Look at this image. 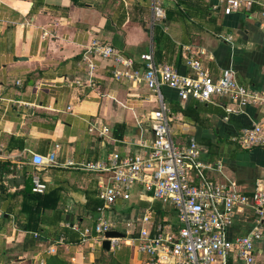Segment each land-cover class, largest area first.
Masks as SVG:
<instances>
[{
  "label": "crops",
  "instance_id": "obj_1",
  "mask_svg": "<svg viewBox=\"0 0 264 264\" xmlns=\"http://www.w3.org/2000/svg\"><path fill=\"white\" fill-rule=\"evenodd\" d=\"M253 1L249 11L224 15L220 9H211L215 0H205L211 12L202 17L204 5L199 0H163L166 20L158 25L174 47L169 52L162 49L166 56L161 63L171 57L172 62L166 64L185 73L183 51H193L211 75L231 69L239 83L264 90V26L260 16L264 0ZM150 18L146 0H0V264H45L46 257L56 253L69 264H95L99 250L118 255L124 252L128 264H144V258L129 246L104 251L55 237L63 228L79 233L73 227L93 225L96 210H92V199L101 205L96 179L61 166L35 167L31 158L53 152L61 164L102 159L112 151L121 155L137 152L135 144L150 136L147 118L155 107L150 92L141 84L113 80L110 63L101 60L94 85L88 86L78 60L83 48L98 39L139 64V54L151 42ZM226 36L231 41H226ZM153 47L155 54L154 42ZM178 52L181 64L176 67L173 60ZM77 80L81 85L75 83ZM161 92L167 107L198 103L182 105L175 91L165 86ZM226 103L225 99L200 103L206 111L202 115L211 125L208 129L190 124L181 115L174 116L173 136L175 140L193 137L201 146L202 140H208L211 150L203 144L204 157L221 158L223 174L251 194L257 188L264 189V146L244 150L232 139L240 127L264 120V106H249L244 114L224 120L221 107ZM115 124L124 125L121 139L112 135ZM89 125L107 127L108 132L100 137L88 132ZM217 139L221 141L216 143ZM34 179L44 185L43 192L33 191ZM52 192L57 193L56 210L28 214L26 208L35 204L38 194ZM113 211L114 206L108 215ZM123 217L122 223H129V216ZM38 218L39 231H34L31 227ZM122 223L116 229L122 228ZM250 227V221L236 215L227 236L245 234ZM50 246L55 252L46 253ZM228 264L242 263L229 260ZM256 264H264L262 243L257 244Z\"/></svg>",
  "mask_w": 264,
  "mask_h": 264
},
{
  "label": "built area",
  "instance_id": "obj_2",
  "mask_svg": "<svg viewBox=\"0 0 264 264\" xmlns=\"http://www.w3.org/2000/svg\"><path fill=\"white\" fill-rule=\"evenodd\" d=\"M146 1L151 8V42L149 48L139 54V64L122 50L98 39L83 48L78 64L85 69L88 86L94 85L99 60L110 63L113 80L143 85L155 104L147 118L150 136L135 144L137 152L132 155L112 151L102 159L66 160L59 164L55 153L51 152L46 156L32 155L31 163L35 167L75 169L95 177L96 195L101 205L96 209L93 225L82 229L73 227L80 234V243H86L90 249L100 248L102 241L108 240L111 251L122 245L129 246L144 258V264H228L229 260L256 264L257 244H264V189L244 193L234 180L223 174L221 158H205V150L193 137L175 140L170 110L163 100L161 87L175 91L182 105L190 101L208 104L215 99L227 100L221 107L224 120L231 115L244 114L249 106L263 107L264 90L239 83L231 69L222 70L218 76L211 75L200 55L187 48L182 54L185 73L157 62L153 28L165 20V10L163 0ZM254 3L253 0H215L211 9L215 12L220 9L228 15L249 11ZM260 14L264 26V11ZM224 39L231 41L229 36ZM75 83L81 85L79 80ZM88 132L102 137L108 129L89 125ZM232 140L244 150L263 147L264 120L242 128ZM43 190L44 185L34 179L33 191L41 193ZM129 201L143 209L136 218V229H116L118 224L108 217V212L117 203ZM154 203L159 204L165 214L159 215ZM236 215L250 221L251 227L245 234L229 238L227 231ZM111 230L120 231L124 237L106 238L104 234ZM53 252L52 246L46 250V253Z\"/></svg>",
  "mask_w": 264,
  "mask_h": 264
},
{
  "label": "trees",
  "instance_id": "obj_3",
  "mask_svg": "<svg viewBox=\"0 0 264 264\" xmlns=\"http://www.w3.org/2000/svg\"><path fill=\"white\" fill-rule=\"evenodd\" d=\"M203 3L204 8H202L200 15L202 17H205V15H209V13L211 12L209 6L206 7V2L205 0H199ZM167 17V15H166ZM169 17V16H168ZM166 20V19H165ZM153 42H154V46H155V59L157 62H163L164 58H165V54L162 53V49H164V51L169 52L171 49L173 50L174 45L171 43L170 39L165 35V33L162 32V30L160 29L159 25H155V27L153 28ZM164 43H167L168 46L162 45ZM172 59L171 57L167 59L166 63H171ZM173 64L176 67H179L181 64V57H180V52L177 53V55L175 56L174 60H173ZM170 110V124L172 125V123L174 122V116L177 115H181L183 117L184 120H186L187 122H189L190 124L194 125V126H198L202 129H208L211 127L209 120L207 118L203 117V113H205V109H204V104H200V103H188L187 105H185L184 107H181V105H179L178 103H174L169 107ZM224 114V111H223ZM224 117V115H223ZM235 117L234 115L229 116L228 120H231V118ZM250 125H247L245 127H248ZM245 127H240V130L242 128ZM116 131H120V133L117 135ZM124 125L123 124H115L112 128V135L116 136L117 139H121L123 134H124ZM221 141V139H217L215 142L219 143ZM202 144L207 145L208 147V143H210L208 140H202L201 141ZM235 143V142H234ZM236 144V143H235ZM211 147V144L209 145L208 148ZM239 147V146H238ZM211 150V148H210ZM209 150V151H210ZM241 150V149H240ZM211 153V152H209ZM213 155V154H210ZM217 155L211 156V158L216 157ZM218 157V156H217ZM57 197V193L56 192H52V193H48L45 194L43 193L42 195H37V199L34 205H30L28 206L27 212L29 215L31 216H37L40 215L42 211L44 210H56V205L58 203V199ZM97 199V198H96ZM93 202V206H92V210L95 212V210L97 209V207L99 206V201L92 199ZM154 207L157 211V213L159 215L165 214V212H163L159 206V204L154 203ZM41 221V218H38L35 222V226L31 227V229H33L34 231H39L37 225L38 222ZM58 236H62L64 238L65 243H79L80 242V234L71 230L70 228H63L60 231L57 232V234L55 235V237ZM45 264H69L66 263L62 257V255L60 253H56L53 256H49L46 257V259L44 260ZM112 263L115 264V261H113ZM95 264H101L100 261L98 260V262H96ZM120 264V263H117Z\"/></svg>",
  "mask_w": 264,
  "mask_h": 264
},
{
  "label": "rangeland",
  "instance_id": "obj_4",
  "mask_svg": "<svg viewBox=\"0 0 264 264\" xmlns=\"http://www.w3.org/2000/svg\"><path fill=\"white\" fill-rule=\"evenodd\" d=\"M202 146H204L202 144ZM112 210V209H111ZM127 211V213H121V211ZM143 213V209H141L140 206L136 207V204H134L133 201H129V202H122L119 203L118 205L114 206V211L111 215H108V217L112 220L115 221L119 226L120 223H122V220L124 219V215L129 216L126 217L127 221L129 222L128 224H130L128 227L125 226L124 223L123 226L121 225L122 228H127L129 229V231H135L136 229V219L138 216H140ZM98 260L100 261L101 264H114L112 263L113 261H115V264L120 263V264H128L127 261V253L122 252L120 255L117 254V252L114 253H102V251H98L96 257H95V263L98 262Z\"/></svg>",
  "mask_w": 264,
  "mask_h": 264
},
{
  "label": "water",
  "instance_id": "obj_5",
  "mask_svg": "<svg viewBox=\"0 0 264 264\" xmlns=\"http://www.w3.org/2000/svg\"><path fill=\"white\" fill-rule=\"evenodd\" d=\"M104 236L106 238H123L124 235L121 232L115 231V230H111L108 231L104 234ZM101 248L104 251H109L110 250V246H109V241L108 240H103L102 244H101Z\"/></svg>",
  "mask_w": 264,
  "mask_h": 264
}]
</instances>
